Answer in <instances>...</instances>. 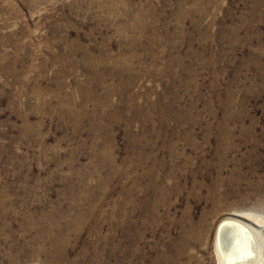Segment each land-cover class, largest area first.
I'll return each instance as SVG.
<instances>
[{
	"label": "rangeland",
	"instance_id": "rangeland-1",
	"mask_svg": "<svg viewBox=\"0 0 264 264\" xmlns=\"http://www.w3.org/2000/svg\"><path fill=\"white\" fill-rule=\"evenodd\" d=\"M227 217L264 228V0H0V264H222Z\"/></svg>",
	"mask_w": 264,
	"mask_h": 264
},
{
	"label": "bare ground",
	"instance_id": "bare-ground-1",
	"mask_svg": "<svg viewBox=\"0 0 264 264\" xmlns=\"http://www.w3.org/2000/svg\"><path fill=\"white\" fill-rule=\"evenodd\" d=\"M217 245L222 264H264V228L254 222L225 218L218 228Z\"/></svg>",
	"mask_w": 264,
	"mask_h": 264
}]
</instances>
